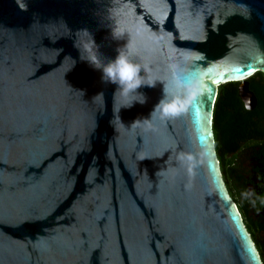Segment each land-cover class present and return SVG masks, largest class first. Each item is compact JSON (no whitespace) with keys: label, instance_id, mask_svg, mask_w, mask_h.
Returning a JSON list of instances; mask_svg holds the SVG:
<instances>
[{"label":"water","instance_id":"obj_1","mask_svg":"<svg viewBox=\"0 0 264 264\" xmlns=\"http://www.w3.org/2000/svg\"><path fill=\"white\" fill-rule=\"evenodd\" d=\"M129 47L156 83L123 108L87 60ZM258 73L264 0H0V264H263L213 131Z\"/></svg>","mask_w":264,"mask_h":264},{"label":"trees","instance_id":"obj_2","mask_svg":"<svg viewBox=\"0 0 264 264\" xmlns=\"http://www.w3.org/2000/svg\"><path fill=\"white\" fill-rule=\"evenodd\" d=\"M248 84L249 92L256 99V105L251 111L246 109L239 97V83H229L219 88L213 131L223 179L250 232L254 225L247 201L236 191L243 185L247 175L240 169L237 159L243 152L264 158V75H254ZM230 157H235V160H229Z\"/></svg>","mask_w":264,"mask_h":264},{"label":"clouds","instance_id":"obj_3","mask_svg":"<svg viewBox=\"0 0 264 264\" xmlns=\"http://www.w3.org/2000/svg\"><path fill=\"white\" fill-rule=\"evenodd\" d=\"M132 55L130 47L127 50H117V55L107 64H101L95 55L88 57L87 62L101 72V80L105 83H111L117 86V90L123 97L129 98V102L123 105V108H131L136 103H146L147 97L139 92L143 86L155 87V81L145 82L143 67L134 63L130 56ZM82 91V90H81ZM163 94L154 106L153 115L158 112L161 119L170 118L180 113L182 101L179 97L171 95L166 86L163 87ZM102 97V93H98ZM135 123V122H134Z\"/></svg>","mask_w":264,"mask_h":264},{"label":"flooded vegetation","instance_id":"obj_4","mask_svg":"<svg viewBox=\"0 0 264 264\" xmlns=\"http://www.w3.org/2000/svg\"><path fill=\"white\" fill-rule=\"evenodd\" d=\"M247 155L249 165V170L246 171L247 177L243 185L239 186L236 191L241 193L247 201L246 204L254 228L249 232L246 225L245 227L250 233L264 264V158L254 157L252 153Z\"/></svg>","mask_w":264,"mask_h":264},{"label":"rangeland","instance_id":"obj_5","mask_svg":"<svg viewBox=\"0 0 264 264\" xmlns=\"http://www.w3.org/2000/svg\"><path fill=\"white\" fill-rule=\"evenodd\" d=\"M229 160H232V161H233V160H235V157H234V158L230 157ZM237 163H238V160H237ZM232 196H234V194H232ZM232 198H234V197H232ZM235 199H236V197H235ZM233 200H234V199H233ZM236 200H237V199H236Z\"/></svg>","mask_w":264,"mask_h":264}]
</instances>
